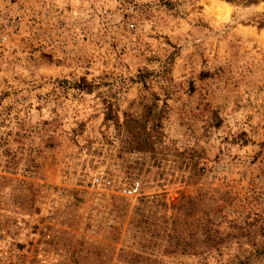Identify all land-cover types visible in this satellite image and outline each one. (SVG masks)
Here are the masks:
<instances>
[{
    "label": "rangeland",
    "instance_id": "obj_1",
    "mask_svg": "<svg viewBox=\"0 0 264 264\" xmlns=\"http://www.w3.org/2000/svg\"><path fill=\"white\" fill-rule=\"evenodd\" d=\"M0 264H264V1L0 0Z\"/></svg>",
    "mask_w": 264,
    "mask_h": 264
},
{
    "label": "trees",
    "instance_id": "obj_2",
    "mask_svg": "<svg viewBox=\"0 0 264 264\" xmlns=\"http://www.w3.org/2000/svg\"><path fill=\"white\" fill-rule=\"evenodd\" d=\"M247 2H257V1H264V0H246ZM125 122H127V121H125ZM125 126H127L126 127V130H127V132H129V133H131V134H141L143 131L142 130H139V129H141V128H133V126L131 125V124H129V123H126L125 124ZM145 142H143V144H144ZM203 230H202V235H203V237L201 238V243L203 244V246L205 247V248H211L212 246H214L215 245V247L218 245V243H219V241L221 240V236H213V238L212 237H210V233H209V231L205 228V227H203L202 228Z\"/></svg>",
    "mask_w": 264,
    "mask_h": 264
},
{
    "label": "built area",
    "instance_id": "obj_3",
    "mask_svg": "<svg viewBox=\"0 0 264 264\" xmlns=\"http://www.w3.org/2000/svg\"><path fill=\"white\" fill-rule=\"evenodd\" d=\"M130 27L132 26V24L129 25ZM97 184L98 182V178H94L92 180V183ZM105 185H110V181L109 180H103ZM139 189V182L138 181H134L132 182L130 185H128L127 187L121 188V193L126 195V196H131L134 195L138 192Z\"/></svg>",
    "mask_w": 264,
    "mask_h": 264
}]
</instances>
